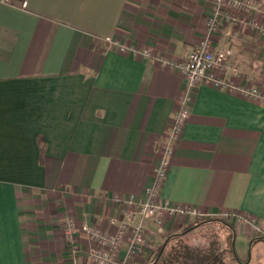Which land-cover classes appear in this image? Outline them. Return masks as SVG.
<instances>
[{
  "label": "crops",
  "instance_id": "0c3cea01",
  "mask_svg": "<svg viewBox=\"0 0 264 264\" xmlns=\"http://www.w3.org/2000/svg\"><path fill=\"white\" fill-rule=\"evenodd\" d=\"M214 3L0 0V264H95L84 227L114 234L131 197H145L185 96L184 75L160 59L187 60ZM236 14L264 27L262 13ZM213 46L232 50L235 84L264 91V34L225 24ZM161 199L210 219L240 216L234 227L264 241V105L198 87ZM195 222L147 221L145 251L130 264H148Z\"/></svg>",
  "mask_w": 264,
  "mask_h": 264
},
{
  "label": "built area",
  "instance_id": "2783aa9c",
  "mask_svg": "<svg viewBox=\"0 0 264 264\" xmlns=\"http://www.w3.org/2000/svg\"><path fill=\"white\" fill-rule=\"evenodd\" d=\"M236 12L246 15L264 14V0H215L208 16L207 30L202 41L192 50L183 63H174L164 58L160 62L179 70L186 79L185 96L177 112L164 143L163 157L155 171L153 183L145 189V197L136 199L131 197L130 203L135 209L127 214V219L121 221L114 234L104 233L90 227H84L94 245L89 250V259L95 264H130V260L145 250L146 222L153 220L162 223L166 214L171 216H203L197 210H187L172 205L161 199V191L167 178L174 146L183 133L185 123L189 118L190 105L195 90L201 85H212L223 91H236L247 98L256 100L264 105V91L259 88L246 87L235 84L229 73L236 72L232 58V50H217L213 46V37L217 35L225 24L247 25L264 34V27L256 20L238 17ZM233 36V32H228ZM119 45V44H118ZM122 51L128 50L119 45ZM135 54L149 57L151 53L130 48ZM237 221H244L240 216L228 215ZM252 223V222H250ZM257 227L256 223H254ZM65 236L68 243L76 245L75 226L72 219L65 223ZM257 230H261L258 226ZM125 243V255L119 257L120 249Z\"/></svg>",
  "mask_w": 264,
  "mask_h": 264
},
{
  "label": "rangeland",
  "instance_id": "374dc122",
  "mask_svg": "<svg viewBox=\"0 0 264 264\" xmlns=\"http://www.w3.org/2000/svg\"><path fill=\"white\" fill-rule=\"evenodd\" d=\"M228 224H233V218L228 216L215 219L196 217L182 242L201 249L216 248L229 264H264V241L253 244V238L240 225L233 230Z\"/></svg>",
  "mask_w": 264,
  "mask_h": 264
},
{
  "label": "trees",
  "instance_id": "16d2710c",
  "mask_svg": "<svg viewBox=\"0 0 264 264\" xmlns=\"http://www.w3.org/2000/svg\"><path fill=\"white\" fill-rule=\"evenodd\" d=\"M228 225L234 230L233 224ZM189 231L167 236L148 264H229L216 248L201 249L184 244L182 237Z\"/></svg>",
  "mask_w": 264,
  "mask_h": 264
},
{
  "label": "water",
  "instance_id": "95a60500",
  "mask_svg": "<svg viewBox=\"0 0 264 264\" xmlns=\"http://www.w3.org/2000/svg\"><path fill=\"white\" fill-rule=\"evenodd\" d=\"M164 249V247L162 248V250Z\"/></svg>",
  "mask_w": 264,
  "mask_h": 264
}]
</instances>
